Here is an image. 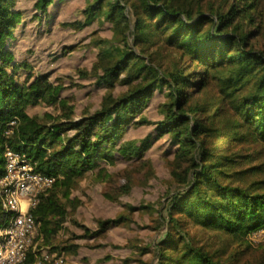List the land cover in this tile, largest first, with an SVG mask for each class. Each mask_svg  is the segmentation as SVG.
<instances>
[{
  "label": "trees",
  "instance_id": "obj_1",
  "mask_svg": "<svg viewBox=\"0 0 264 264\" xmlns=\"http://www.w3.org/2000/svg\"><path fill=\"white\" fill-rule=\"evenodd\" d=\"M68 1L0 0V180L9 150L56 179L31 212L53 245L48 251L79 255L77 238L54 245L81 205L72 194L89 177L109 187L121 177L111 169L124 162L127 185L105 196L125 213L100 220L95 231L75 222L83 239L106 240L142 213L153 219L147 228L164 236L133 246L139 264H264V244L250 241L264 234V0H195L192 9L181 0H84L79 18L64 26L97 27L86 48L95 60L78 75L104 94L82 112L63 96L61 79L37 73L13 50L29 23L49 25L52 10ZM40 106L53 112L30 115ZM142 127H153L148 138L128 139ZM160 141L172 149L163 160L169 181L162 200L124 203L136 175L156 179L147 153ZM13 216L0 195V231Z\"/></svg>",
  "mask_w": 264,
  "mask_h": 264
},
{
  "label": "rangeland",
  "instance_id": "obj_2",
  "mask_svg": "<svg viewBox=\"0 0 264 264\" xmlns=\"http://www.w3.org/2000/svg\"><path fill=\"white\" fill-rule=\"evenodd\" d=\"M194 1L181 0V3L192 9ZM20 7L23 10H28L31 9V4L22 1ZM83 7L84 0H69L61 7L52 10L53 17L50 18L49 25L45 24L40 27L37 23H29L27 28L19 33V42L13 45V50L19 61H28L35 66L37 73L49 74L54 81L61 79V82L66 86L63 96L73 99L79 112L87 107L97 108L104 94V90L93 88L90 81L80 78L78 75L84 69H90L95 60L93 51L91 49L86 51V48L91 43V36L97 27L93 26L83 32H78L64 26L65 22H72L79 18ZM108 34L107 31H103L100 36L107 37ZM72 46H75L74 52L68 50V54L62 56L64 48L69 49ZM59 54L61 55L59 56ZM73 83L84 87L75 88ZM162 101L163 98L158 96L151 104L150 118L153 121L159 119L157 110ZM48 111L53 112L52 108L40 106L31 110L30 115L44 116ZM152 130L153 127L132 130L128 139L142 141L148 138ZM171 150V145L166 141H160L154 145L147 153V159L154 162L157 171L156 179L153 178L149 182L144 174L136 175L132 196L123 198L124 203L144 206L157 204L162 200L169 181V169L163 160ZM126 169L128 166L124 162H120L117 167L112 168L111 171L115 174L120 173L121 177H115L107 188L96 185L94 178L89 177L82 181L73 192L72 198L81 202V205L75 212L70 213L64 231L56 238L54 245L58 246L62 242L77 238L75 242L81 246V250L79 255L73 258L65 255V264H139L133 261L137 259L133 246L158 242L163 238L164 234L147 228L149 225L154 226L151 216L137 213L134 216L135 223L128 227L121 226L112 229L106 240L83 239L85 232L79 226H85L95 231L98 229L100 220L115 219L125 213L123 206L111 201L105 195L120 194V192L114 191L127 185V179L123 175V171ZM75 222H78L79 226ZM250 241L255 247L264 244V234L253 235ZM38 245L46 251L52 250L53 246L46 244L45 237L42 241L41 239L38 241ZM151 256L148 255L143 260L147 262Z\"/></svg>",
  "mask_w": 264,
  "mask_h": 264
},
{
  "label": "built area",
  "instance_id": "obj_3",
  "mask_svg": "<svg viewBox=\"0 0 264 264\" xmlns=\"http://www.w3.org/2000/svg\"><path fill=\"white\" fill-rule=\"evenodd\" d=\"M6 164L0 195L4 210L14 216L0 231V264H65L64 253L40 248L38 241L44 235L31 213L55 186L56 179L37 172L26 155L11 150L6 154ZM31 253L34 260L30 263Z\"/></svg>",
  "mask_w": 264,
  "mask_h": 264
}]
</instances>
